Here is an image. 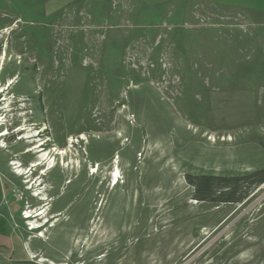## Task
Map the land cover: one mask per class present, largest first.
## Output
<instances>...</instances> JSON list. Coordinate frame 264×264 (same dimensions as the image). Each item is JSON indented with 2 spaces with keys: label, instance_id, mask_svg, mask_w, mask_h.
Returning <instances> with one entry per match:
<instances>
[{
  "label": "rangeland",
  "instance_id": "1",
  "mask_svg": "<svg viewBox=\"0 0 264 264\" xmlns=\"http://www.w3.org/2000/svg\"><path fill=\"white\" fill-rule=\"evenodd\" d=\"M157 5L0 0V264H264V183L186 181L264 169V14Z\"/></svg>",
  "mask_w": 264,
  "mask_h": 264
},
{
  "label": "trees",
  "instance_id": "2",
  "mask_svg": "<svg viewBox=\"0 0 264 264\" xmlns=\"http://www.w3.org/2000/svg\"><path fill=\"white\" fill-rule=\"evenodd\" d=\"M186 181L193 190L192 197L195 201L240 204L255 187L264 183V169L236 177L188 174Z\"/></svg>",
  "mask_w": 264,
  "mask_h": 264
},
{
  "label": "crops",
  "instance_id": "3",
  "mask_svg": "<svg viewBox=\"0 0 264 264\" xmlns=\"http://www.w3.org/2000/svg\"><path fill=\"white\" fill-rule=\"evenodd\" d=\"M149 6H158L157 4L164 0H147ZM151 1V2H150ZM205 2H209L210 6L215 7H233V8H240L245 9V12L252 13L257 12L259 14H264V0H201ZM148 6V5H147ZM1 194V193H0ZM6 196L2 195L0 198V236L4 233L3 231V221H7L11 215L10 210V203H6Z\"/></svg>",
  "mask_w": 264,
  "mask_h": 264
},
{
  "label": "bare ground",
  "instance_id": "4",
  "mask_svg": "<svg viewBox=\"0 0 264 264\" xmlns=\"http://www.w3.org/2000/svg\"><path fill=\"white\" fill-rule=\"evenodd\" d=\"M10 85V84H9ZM1 93V92H0ZM0 121H1V119H0ZM0 136H2V135H0ZM26 139H28V137H26ZM42 144H39L37 147H34V149L36 148V149H41L42 147ZM40 147V148H39ZM33 150V149H32ZM29 152H31V151H29ZM47 159H46V156L45 155H42V161H46ZM51 164H49L48 166H50ZM37 166H40L39 164H37V165H35L34 166V168H36ZM50 168H52V165L50 166ZM113 180V184L114 185H116L117 183H118V176L117 175H114L113 176V178H112ZM42 215V213H40L39 215H36V216H31L29 213L28 214H26V216L24 217V219H26V220H30V219H32V218H35V217H40ZM34 228V230H35V228H37V227H33Z\"/></svg>",
  "mask_w": 264,
  "mask_h": 264
},
{
  "label": "clouds",
  "instance_id": "5",
  "mask_svg": "<svg viewBox=\"0 0 264 264\" xmlns=\"http://www.w3.org/2000/svg\"><path fill=\"white\" fill-rule=\"evenodd\" d=\"M53 159H54V158H53ZM29 189H30V188H29ZM31 191H32V189H31ZM33 191H34V190H33ZM33 191H32L31 193H33ZM32 197L35 198V197H38V196H34V195H33ZM47 222H48V221H47ZM47 222H46V223H47ZM27 226H28V225H27Z\"/></svg>",
  "mask_w": 264,
  "mask_h": 264
},
{
  "label": "built area",
  "instance_id": "6",
  "mask_svg": "<svg viewBox=\"0 0 264 264\" xmlns=\"http://www.w3.org/2000/svg\"><path fill=\"white\" fill-rule=\"evenodd\" d=\"M24 213H26V212H23V214H24ZM23 214H22V216H26V214H25V215H23ZM23 219H24V218H23ZM24 220H26V219H24ZM27 222H28V221H27Z\"/></svg>",
  "mask_w": 264,
  "mask_h": 264
},
{
  "label": "flooded vegetation",
  "instance_id": "7",
  "mask_svg": "<svg viewBox=\"0 0 264 264\" xmlns=\"http://www.w3.org/2000/svg\"><path fill=\"white\" fill-rule=\"evenodd\" d=\"M2 92H4V91L2 90L0 94H2Z\"/></svg>",
  "mask_w": 264,
  "mask_h": 264
}]
</instances>
